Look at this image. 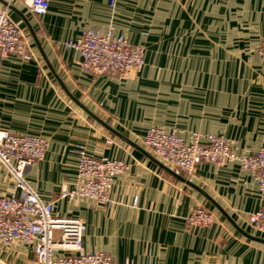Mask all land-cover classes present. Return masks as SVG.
Segmentation results:
<instances>
[{
  "label": "crops",
  "instance_id": "crops-1",
  "mask_svg": "<svg viewBox=\"0 0 264 264\" xmlns=\"http://www.w3.org/2000/svg\"><path fill=\"white\" fill-rule=\"evenodd\" d=\"M6 4L0 0V8L21 22L29 57L8 55L0 63V128L46 140L26 181L39 199L53 203L55 214L82 220L84 249L105 253L113 264H264V242L236 234L202 194L163 171L142 144L149 128L161 127L187 141L193 132L223 136L238 156L257 152L264 143V66L258 55L264 0H50L40 17L21 2L11 3L13 10ZM18 14L70 94L135 147L74 105ZM88 29L143 47V68L129 80L84 73L79 53L64 42ZM77 145L126 165L105 205L60 197L62 189L79 185ZM182 175L245 233L264 240L247 223L248 214L264 209V190L238 162L202 163ZM3 176L0 184L10 191ZM196 208L212 213L214 222L187 223Z\"/></svg>",
  "mask_w": 264,
  "mask_h": 264
},
{
  "label": "built area",
  "instance_id": "built-area-1",
  "mask_svg": "<svg viewBox=\"0 0 264 264\" xmlns=\"http://www.w3.org/2000/svg\"><path fill=\"white\" fill-rule=\"evenodd\" d=\"M14 2H21L40 17L47 13L50 0H6L7 5ZM64 46L79 53L80 68L94 77L111 75L129 80L144 65L143 47L109 32L88 29L79 39L65 41ZM8 55L29 57L21 22L13 21L7 8H0V63ZM258 55L264 66V42ZM142 144L164 165L188 176L202 163L222 166L238 162L264 190V143L255 154L238 156L233 151L234 142L223 136L193 132L187 141L176 130L151 127ZM46 148L47 142L41 137L0 128V172L10 186V191H4L0 184V264H113L105 253L84 249L81 219L55 214L53 203L39 199L27 183L28 171L42 159ZM73 151L78 158L79 185L73 191L62 189L60 197L107 204L113 180L125 171V163L89 155L78 145ZM214 220L212 213L196 208L187 223L206 227ZM247 223L264 234V209L248 214Z\"/></svg>",
  "mask_w": 264,
  "mask_h": 264
},
{
  "label": "water",
  "instance_id": "water-1",
  "mask_svg": "<svg viewBox=\"0 0 264 264\" xmlns=\"http://www.w3.org/2000/svg\"><path fill=\"white\" fill-rule=\"evenodd\" d=\"M10 9L13 10V8L10 5H7ZM19 15V14H18ZM20 18L23 20V22L25 23L26 27L28 28V31L30 33V36L32 37V40L35 44V46L37 47L42 59L44 60L45 64L47 65L48 69L50 70V72L52 73V75L54 76L56 82L58 83V85L60 86V88L64 91V93L68 96V98L74 103L75 106H77L81 111H83V113H85L87 115V118L89 120H92L96 123H98L99 125H101L104 129H106L108 132H110L112 135L130 143L131 145H133L135 147L134 144H132L131 142H129L125 137H123L121 134H119L117 131H115L113 128H111L107 123H105L104 121H102L100 118H98L94 113H92L87 107H85L83 104H81L75 97H73L70 92L67 90V88L65 87V85L63 84V82L61 81L60 77L55 73V71L53 70V68L51 67L50 63L48 62L45 53L42 49L41 43L38 40L35 32L33 31V29L29 26L28 22L26 21V19L24 17H22L21 15H19ZM137 149H139L136 146ZM150 158L163 170L165 171L167 174L171 175L173 178L185 183L186 185H188L189 187L195 189L196 191H198L200 194H202L206 200H208L215 208L216 210L226 219V221L233 227V229L235 230L236 234H241L244 237H247L248 239H252V240H257V241H261L264 242L263 239L257 238V237H253L248 235L247 233H245L242 229H240L235 223L234 221L227 215V213L215 202L213 201L206 193H204L201 189H199L196 185H194L192 182H190L189 180H187L186 178L183 177L182 173H176L174 170L170 169L169 167L163 165L162 163H160L159 161H157L156 159H154L152 156H150Z\"/></svg>",
  "mask_w": 264,
  "mask_h": 264
}]
</instances>
